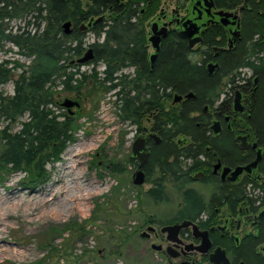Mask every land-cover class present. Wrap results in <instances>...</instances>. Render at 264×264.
<instances>
[{
    "label": "trees",
    "instance_id": "16d2710c",
    "mask_svg": "<svg viewBox=\"0 0 264 264\" xmlns=\"http://www.w3.org/2000/svg\"><path fill=\"white\" fill-rule=\"evenodd\" d=\"M214 1L219 9L228 11L242 5V0ZM160 5L161 0L151 3L94 0L87 7L81 0H0V52L6 44H12L21 55L31 59L18 75L9 61H0V86L14 82L13 96L0 93V114L11 124L28 117L19 132L11 128L1 132L2 168L26 173L32 188L43 184L47 179L46 166L59 160L67 144L73 142L78 117L64 115L60 121L61 115L51 111V107H62L56 101L53 87L60 82L63 93L80 97L91 82L101 88L118 90L115 106L123 122L141 130L142 121L148 115L153 116L152 128L163 138V151L155 149L148 164L149 180L154 171L159 172L147 196L155 204L167 202L166 187L170 185L183 194L184 216L189 215L193 203L200 206L204 203L202 196L188 188L191 181L183 170V162L192 161L191 170L201 154H207L206 148L217 151V143L208 135L212 117L204 111L207 106L214 108L225 90L233 92L238 88L242 69L252 70V82L254 77L259 79L256 86L259 97L252 103V111L257 115L253 127L264 135V0L249 1L248 8L242 12V41L235 49L220 54L216 60L220 70L214 75L209 74L206 63L213 56L212 48L219 46L216 39H223L224 32L219 29L206 33L203 43L206 50L200 54L201 60L193 59L194 51L177 33L171 34L163 42L154 68L149 69L145 23L158 12ZM107 12L111 18L89 31L95 38L87 45L89 33L82 32L81 25ZM17 20L24 26L14 33L11 23ZM68 21L73 25L70 35L63 29ZM87 48L93 49V61L77 64ZM99 64L104 65L102 78L95 69ZM85 65L94 66L92 73H80V67ZM133 67L138 69L135 79L122 75L125 69ZM190 93L195 97L182 106L166 107L175 94ZM229 104L228 99L224 100L216 112L229 111ZM179 136L190 138L193 145L179 149L175 143ZM162 153L169 162L165 176Z\"/></svg>",
    "mask_w": 264,
    "mask_h": 264
},
{
    "label": "rangeland",
    "instance_id": "374dc122",
    "mask_svg": "<svg viewBox=\"0 0 264 264\" xmlns=\"http://www.w3.org/2000/svg\"><path fill=\"white\" fill-rule=\"evenodd\" d=\"M81 1L85 6L86 0ZM164 1L161 0L159 9ZM106 18L109 20L111 15ZM23 26L18 20L11 23L14 33ZM93 41L94 35L89 33L86 44ZM0 61H9L18 75L31 59L21 55L17 47L6 44L0 52ZM93 68V65L82 66L80 73L88 75ZM95 69L102 78L104 65L99 64ZM133 71L125 69L122 75L131 78ZM243 72L251 76L249 70ZM53 91L58 104L67 98L81 102L74 140L67 144L59 160L46 166L47 179L35 188L29 185L26 173L6 170L0 163V264H102L99 251H113L118 246V237L113 236L126 230L121 226H132L150 212H163L168 219L181 202V193L170 185L166 187L167 202L155 204L147 196L158 177L157 170L143 186L133 184L138 167L134 160L135 163L131 162V151L139 134L137 128L119 118L115 106L118 90L89 82L84 95L79 97L63 93L57 82ZM0 93L13 96L14 82L0 86ZM173 102L174 96L166 102V107L177 106ZM50 109L61 115L60 121L64 115L68 116L60 105ZM27 121L26 115L11 124L0 114V157L4 150L1 132L5 128L19 132ZM184 139L190 140L179 136L175 143ZM191 164L192 161H185L183 166ZM188 188L195 189L208 201V187L190 183Z\"/></svg>",
    "mask_w": 264,
    "mask_h": 264
},
{
    "label": "flooded vegetation",
    "instance_id": "af4514ba",
    "mask_svg": "<svg viewBox=\"0 0 264 264\" xmlns=\"http://www.w3.org/2000/svg\"><path fill=\"white\" fill-rule=\"evenodd\" d=\"M93 1L86 0L85 7L92 4ZM149 1L151 3V0ZM191 1L165 0L161 9L145 23L146 61L150 70L154 68V64L151 65L150 62V56L154 53L149 42L152 28H155L157 34H163V27L165 26L169 30L167 37L161 40V52L163 42L171 34L177 33L180 36L183 24L181 21L188 15L187 10ZM249 1L247 7H244V0H242V5L232 11L219 9L214 1L215 10L212 11L213 14L220 11H238L241 38L235 41L232 37L234 27L224 28L218 22L217 16L211 15L206 18L205 13L192 10L198 23L207 22V27L200 34L202 42L190 49L194 51V60H201L200 54L206 50L203 43L208 31L219 29V32H224L223 39H216L219 46L212 48L213 56L206 63L208 72L210 64L217 65L212 73L209 72L210 75H214L220 70V65L216 61L220 54L235 49L241 43L242 12L248 8ZM168 5L170 8H167ZM241 8L243 10L240 11ZM109 14L107 12L100 17L89 18L86 21L88 23L84 22L80 30L90 33L89 31L96 28L99 23L107 21L106 16ZM101 17L103 20L96 22ZM90 24L91 26H89ZM70 29L72 34V23ZM212 34L214 33L212 32ZM180 38L182 37L180 36ZM185 41L188 45V41ZM89 49L87 48V51ZM149 49H152L153 52L150 53ZM132 69L134 74L131 79H135L138 76V69L136 67ZM243 70H249L251 76H248ZM240 72L242 82L238 83V88L233 92L225 90L216 106L212 109L207 106L204 111L212 117L208 135L211 140L217 143V151H212L213 147L206 148L207 154H201L199 160H196L192 165L191 170L190 167L183 166V170L188 172L187 178L191 184L200 183L204 188L210 189L208 201L204 200L201 206L193 203L189 215L184 216L185 209L183 207V194L181 193V202L176 209L172 210L170 218H165L167 214L163 212H150L143 215V218L132 226H121V229L126 228V230L119 231L118 236H113V238L118 237V246L113 251L107 249L99 251L102 264L110 262L111 264H264V135L253 127L255 119L257 121V115L252 111L254 107L252 103H255V99L259 97L260 93L256 87L259 79L254 77L252 82L253 72L248 68L242 69ZM222 80L226 82V78H222ZM237 92L240 93L243 112L234 110ZM181 96L183 99L176 104L173 103V105L182 106L186 101L193 99L195 94L194 97L190 98H186L187 95ZM226 99L230 101L229 111L216 112L218 106ZM66 112L68 116H71L67 110ZM198 116L195 114V117ZM216 121L220 124V132L217 135L212 129ZM154 123L153 116L148 115L142 121L141 130L137 128L136 131L138 136L147 137L155 134L160 139V142H156L158 139L149 138L146 142V147L150 149L148 163L143 169L146 180H148L147 167L155 149H158L160 153L163 151V138L159 132L152 128ZM145 124L150 125V127H144ZM240 138H245V142ZM177 145L179 149H182L192 146L193 142L191 139H184L180 140ZM260 154L262 159L255 168L238 172L239 168L251 166ZM161 157H163V176H165L164 172L169 162L166 161L164 153L161 154ZM131 159L139 167V161ZM156 172L154 171V173ZM198 174L199 176H197ZM193 177L198 178L193 181ZM196 192L202 196L198 191ZM184 222H191L193 225L171 232L165 230L180 226ZM193 226L197 229H194Z\"/></svg>",
    "mask_w": 264,
    "mask_h": 264
},
{
    "label": "water",
    "instance_id": "95a60500",
    "mask_svg": "<svg viewBox=\"0 0 264 264\" xmlns=\"http://www.w3.org/2000/svg\"><path fill=\"white\" fill-rule=\"evenodd\" d=\"M65 1V0H64ZM247 2L248 0H244V7H247ZM196 10L199 11L200 13H205L206 18H208L211 15H215L219 18V23L221 26L224 28H227L228 26L234 27L235 29L233 30L232 37L234 38L233 40H240L241 34L239 30V15L238 11L236 12H227V11H220L216 14H213L212 11L215 10V4L213 0H192L191 3L189 4L187 13L188 15L183 18L181 21L182 24V31L180 32V36L188 41V46L189 49H193L197 44L202 42V38L200 36L201 31L207 27V22L206 23H198L197 19H195L194 12ZM243 10V8L240 9V11ZM103 20V18H99L96 22ZM172 24V23H171ZM179 24V22H178ZM91 26V24L89 25ZM71 23L67 22L64 24L63 29L64 33L66 35L71 34ZM168 28L165 26L163 27V34H157L155 31V28H152L151 31V37L149 39V42L151 43L154 53L150 56V62L151 65L154 64L156 61L160 49H161V40L162 38L167 37L168 33ZM94 59V54H93V49H89L83 57L78 59L76 61L77 64H87ZM217 65L215 64H210L208 66L209 72L212 73L214 68H216ZM194 97L193 93H190L189 95L186 96V98ZM183 99L181 95L176 94L174 97V104L180 102ZM62 108L66 109L71 116L77 117L80 112H81V102L79 99H70L67 98L63 101L61 104ZM76 108V112H73V109ZM234 110L236 112H243V106L241 105V99H240V93L237 92V96L235 99L234 103ZM213 131L217 135L220 132V124L219 122H215L214 125L212 126ZM149 138H154L158 139L156 142H160V139L155 135H149L147 137L139 136L135 139L133 145H132V151H131V158L137 159L139 161V167L138 171L134 175V180L133 184L137 187L143 186L146 183V175L145 172L143 171L144 167L148 163L149 157H150V149L146 147V142L148 141ZM245 142V138H240ZM262 157L261 154L258 156V158L255 160V162L246 168H239L238 172H242L243 170H250L251 168H255L259 162L261 161ZM202 175V174H201ZM199 176V174L197 175ZM198 177H193L192 180H196ZM193 225L191 222H184L180 226L176 227H171V228H166L165 230L171 232L173 230H180L182 228H186ZM194 229H197L195 226H193Z\"/></svg>",
    "mask_w": 264,
    "mask_h": 264
},
{
    "label": "bare ground",
    "instance_id": "6f19581e",
    "mask_svg": "<svg viewBox=\"0 0 264 264\" xmlns=\"http://www.w3.org/2000/svg\"><path fill=\"white\" fill-rule=\"evenodd\" d=\"M28 206V205H27ZM28 207H30V206H28Z\"/></svg>",
    "mask_w": 264,
    "mask_h": 264
}]
</instances>
